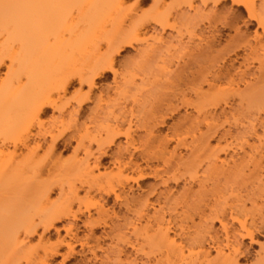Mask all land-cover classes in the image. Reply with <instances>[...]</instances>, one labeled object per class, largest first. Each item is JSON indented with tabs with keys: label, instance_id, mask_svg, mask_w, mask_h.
<instances>
[{
	"label": "bare ground",
	"instance_id": "6f19581e",
	"mask_svg": "<svg viewBox=\"0 0 264 264\" xmlns=\"http://www.w3.org/2000/svg\"><path fill=\"white\" fill-rule=\"evenodd\" d=\"M124 1L125 0H0V70L1 67L5 66V71L4 73L2 72L3 77H0V264H50L54 257L60 255L61 247H65L66 250L61 254V264H64L74 255L75 245L84 248L88 246V239L92 238L91 235L84 236V239L83 237L79 238L73 233V222L78 220L79 216L86 214V220L83 225L89 229L88 232H92L94 230L93 228L96 226H106V222H101L102 216L107 214L101 202H104L105 198L110 195L113 196L115 202L121 203L120 206L125 209L127 214L132 215L131 219L125 221L126 223L123 228H118V232H114L116 234L117 250L114 252L116 258L113 260V264L123 263L120 262V257L122 256L121 254L125 252L123 251L125 247L131 248L135 254H141L142 246H139L141 243H147L154 249L153 252H156L155 256L158 257H156L157 259L154 264H198L200 263V259L207 262L212 255L211 252L203 251V246L201 244L197 246L199 248L198 252L194 253L192 251V249H194L192 248L193 244L190 242V244H187V246L189 245L188 247L186 245L184 246L183 242L185 239L182 238L183 241L180 238L181 236L178 237L180 241L177 242L175 237H171V216H169V219H166L164 212L161 210L155 211L153 215L151 214L150 216L148 214V202L146 199L140 200L139 198L122 196L123 191H119L120 189H124V182L122 183L118 180L115 184H112L109 178L102 177L98 174L100 172V160L107 155V149L115 145L117 137L123 136L126 146H118L116 152L117 158L115 159L117 169L121 174L129 173L132 175V177L125 180L126 182L130 180L134 184H138L139 180L143 178L139 166L132 161L136 152L134 139L132 137L134 127H132L133 129L131 128V121L124 122L125 118L123 120L122 116H124L125 113L118 117L117 112L122 111H118L117 109L115 114L114 111L111 110L117 105L109 106L110 110L107 111V109H103L100 106L102 102L101 96L95 99V101L97 100L95 107L92 110L90 109L91 115L89 116L91 117L89 118V116H87V118L96 122L93 123L94 125H96L97 122L99 123L96 127L97 129L99 128L97 134H95V128L92 135L88 133V130L84 127L87 125L86 123V125L82 124L83 129H85L82 133L83 130L81 129V125L78 124V119L84 113L85 104L89 102L91 98L90 94L96 87V81L105 73H111L114 79L117 78L115 61L116 57L120 55L124 48L133 47L140 42H145L146 45L147 39L149 38L151 42L148 41L149 43L145 49H143V44V48H140L144 51L141 52V54L138 53L142 58L145 57L143 60L145 63H150L151 61L152 64L153 61L156 63V60L159 58L162 62H165L163 57L166 55H163L161 52L162 47H167V45L169 47L166 49L167 51H164L165 53L167 52L166 54H169V49H173L174 52L177 51L176 53L181 57L182 55L180 54H185L184 51H186L187 46H181L180 40H178V43L175 45H173L170 40L169 42H165L160 34L161 31L163 32L164 30L175 28V24L170 22L171 18H173L171 10L186 6L193 12L192 17L202 16V9L194 5L195 0H171L168 1L169 3L166 2L170 4V7L166 8L158 4L159 0H155V7L152 6L150 8V10L152 9L151 11L144 12L146 14L145 16L143 11L140 12V10L139 12L141 14H137L133 11L136 15L124 12ZM221 1L224 0H200V3L201 6L211 4L214 7L221 3ZM257 1H259V3H257ZM257 1L230 0L232 4L242 6L246 10L249 19L252 20L261 31L260 33L256 31L254 33V40L248 41L247 51L249 56L248 60L250 59V61L256 62L258 64V69L264 70V0ZM127 8L128 10L132 9V6L127 5ZM185 15L186 14H183V17H185ZM183 20L184 18L182 19V23ZM148 24H154L159 27L161 30L160 33H156L152 36L147 34L150 37L140 36L139 31L144 29ZM178 25H180V22ZM178 25L177 27H179ZM186 33L190 41L194 38L197 39L196 34H194L195 32L190 31ZM178 36L181 37L182 35L179 33ZM199 41H202V39ZM102 45L104 47H102ZM173 50H171V52H173ZM176 59L178 60V58ZM171 61H173V59ZM162 64H160V68H163ZM148 67L151 68L150 65ZM158 67L159 66H157V68ZM165 67H167V73L168 66ZM165 67L163 70H165ZM160 71L157 73L161 74ZM242 74L245 75L246 73L244 72ZM163 75L162 79L165 77ZM168 75H166V81L169 82L170 79L167 78ZM244 77H240L238 82L231 79L227 81V85L231 88V92L238 95L240 100H243L245 97V99L254 97L252 98L253 101L260 100L255 101V104L253 101L249 102H252V104L256 106L258 102L264 103V89L261 91V88V92L257 93L259 90L256 91V88L253 89L255 86H253V84L250 85V82L247 83L248 81L247 79L245 80ZM74 79L78 82L79 88L87 87V92L82 95L79 93L80 91L78 92L77 90L76 93L78 92L80 96L69 99L72 93L68 98L65 94ZM142 82L144 85L145 82ZM152 82L150 83L155 86ZM155 82L157 83V81ZM211 82L206 83L209 90L214 87V84ZM150 83L147 82L145 84L150 85ZM160 83L161 82H159V84ZM134 84H129V86L135 87ZM137 84L136 82V85ZM145 86L148 85H144V87ZM241 86H244L245 89L248 88L241 92ZM144 87H142V91ZM251 88L256 92L252 91ZM120 89L121 92L123 90L127 91V89H123V87H120ZM119 90L115 91L119 93ZM132 91H134L135 94L139 92V90H131L130 93L128 92V95L133 94L131 93ZM193 91L196 98L199 97L200 99V96L202 98L201 87ZM76 93L74 92L73 94ZM126 93L127 92H124V94ZM152 94H155V91L151 92V96ZM254 95L259 96L258 98L260 99H257ZM72 96L75 97L74 95ZM134 97H132V99L136 100ZM140 98L141 97H139V99ZM224 98L226 97L222 96L220 100L223 99L224 101ZM216 99L219 100L218 98ZM107 101L105 100V102ZM109 101L106 104H108ZM112 102H115V100H112ZM110 104L112 105V103ZM224 104L227 105V102L225 101ZM142 105H144V103H142ZM197 106L198 105H194L193 110L196 107L197 112H195L200 114L202 109L198 110L200 107ZM48 109H51V112L57 113V115L50 117L49 127L44 128L43 122L45 121H43L42 116L48 112ZM130 113H133L131 109ZM118 114L120 115V113ZM206 115H208L207 117L209 120ZM206 115L203 114V116H205V126L208 131V129H212L210 127L214 128L215 119L218 117L211 114L210 116L208 112ZM129 116H131V114ZM138 116H141V114ZM131 117L133 118V116ZM131 117H128L127 120H130L129 118ZM125 123L127 125L124 128L123 126ZM197 123L200 124L199 122ZM212 123H214L213 126ZM250 123L249 121L248 125ZM89 124L91 125L92 123ZM189 125L190 127H187V132L189 130L191 134V132L194 131L192 132L193 136H191L195 137V130H197L199 126L197 127L194 124ZM192 125L196 127L195 130ZM260 125L263 126V123ZM135 126L137 127L138 125L135 123ZM216 127L219 126L216 124ZM255 127L256 126L251 123L248 127L249 129L246 127L250 133L246 132L245 134H250V138L253 137L260 140L259 136H257ZM188 128H193V130ZM146 130L148 133V129ZM228 132V130L225 133L223 132L222 137ZM151 133L152 132L149 130V134L147 135L151 136ZM198 133H200V131ZM213 133H216L215 129ZM219 133L221 134V132H218V134ZM201 135L199 134L201 140L198 137L191 138L189 144L186 143V141L183 143L185 144L183 147L189 149L190 152L195 149V153L205 150L206 153L203 152L207 154L208 158L206 159L205 157V159L210 166V170L208 171L209 176L218 177L225 174L231 175L233 171H237L239 166L235 158L238 156L237 152H235L236 154L233 153L230 158L228 157L229 159L223 160L218 156L219 152L211 150V144L208 142V139L212 138V135ZM222 137L219 138L222 140ZM220 139L217 140V143L221 141ZM243 139H245V137ZM72 143H75V147H73L72 150V157L67 161L62 160V152L71 147ZM247 143L248 140L245 139L244 145L250 146ZM44 145H46L45 154L43 157H39L38 152ZM93 146H95V149ZM60 148L62 149L60 150ZM164 150L165 148L162 149V151ZM162 151L160 153L161 155L164 153ZM240 151L244 153L243 146H241ZM79 153L82 154L80 157H78ZM257 153L260 154V152ZM125 154H127L129 158L126 162L122 161ZM198 157L199 156H197V158ZM249 158L253 168H260L264 171V165H262L264 164L263 156H261L259 160H255L251 156H249ZM195 159L196 157L194 160ZM194 163H198V161H194ZM230 163L232 164L230 165ZM55 171H57V173L63 172L65 175H73L75 176V181H73V178V182L66 180L67 182L65 183L62 181H52V179L51 181L40 180L43 175L48 174L49 176ZM191 174L189 182H192V184L199 182L198 186L202 187L201 181L197 177L198 174L196 172L193 173L192 176ZM134 175L135 178L133 179ZM104 183L105 185H103ZM55 190H58L57 199H50L51 194ZM80 191H83L82 196L79 195ZM92 191L102 194V196L98 197L99 200L96 202L90 199V192ZM188 191H190V188L187 189L186 192ZM239 198L240 197H237V201L242 202ZM254 203L255 202L252 201L253 209L251 211L245 210V206L242 204H238L239 206L236 204L235 206H231L227 213L225 209H218L215 202L211 207L210 204H205L208 208L204 205V207L207 208L208 214H205L204 211L199 212L200 214L202 213L200 215L201 217L199 216V226L204 225L203 227L206 230L203 227L200 228L206 231V233L202 231L204 235L209 236L213 247L212 249L215 253L214 258L218 264H237L238 257L242 255L240 249L242 241L249 240L251 243H254L256 238L255 233H264V216H262L264 213L262 211L264 209V204L262 206L263 208H258L254 207ZM92 208H94V211H96L98 215L96 220H93L91 217ZM185 212L183 213L185 214ZM185 215L188 216V210ZM126 218L124 219L126 220ZM61 220H69L66 226H62L69 240L61 238L54 244L50 242V240L49 245L43 242V244H41L43 236L49 233L51 229H54V224ZM214 222L219 225L223 240H219L218 237H216L218 234L214 233L217 231H213L212 234H214V236L211 234L212 228L210 227ZM257 222H261L259 226ZM209 229H211V232ZM38 230H41V233L38 234ZM36 235L39 239L38 243L36 242V245L31 243L33 244L31 245L29 239ZM201 238L200 240L198 239L199 243L201 242ZM192 242L194 243V241ZM195 242H197V240ZM92 246L93 247L88 250V253H91L92 259L97 260L98 257L95 252V249L99 247L97 239L94 240V245ZM259 249L260 253L264 255V246L260 245ZM260 253L258 255H260ZM136 259L131 260L129 263L139 264L136 263ZM107 260L108 257L105 258V261L100 260L99 264L109 263ZM258 261V263L263 264L264 256Z\"/></svg>",
	"mask_w": 264,
	"mask_h": 264
},
{
	"label": "rangeland",
	"instance_id": "374dc122",
	"mask_svg": "<svg viewBox=\"0 0 264 264\" xmlns=\"http://www.w3.org/2000/svg\"><path fill=\"white\" fill-rule=\"evenodd\" d=\"M135 1L136 0H125L124 12L136 15L133 11H135L137 14L142 11L143 13H146L147 11L149 12L152 10H150L152 6L155 7V0H138L139 2ZM168 1L171 0H159L158 4H160V6H163L164 8L170 7V4L166 3ZM257 3H259V1H257ZM127 5L132 6V9H129L131 11L128 10ZM194 5L202 9L201 17H192L193 12L190 11L186 6L175 8L174 10H171L173 18H171L170 20L171 23L175 24L174 29H167L162 32L159 27L155 26L154 24H148L145 26L144 29L139 31L140 36L143 35L146 37L148 35H155L156 33H160L161 31L160 34L164 41L169 42L170 40L173 45L177 44V41L180 40L181 46H187L186 51H184L185 54L182 53L180 54L182 56L179 57V55L176 53L177 51L174 52L173 49H169V54H166L167 52L165 53L164 51L169 46H163L161 53L163 55H166V58L163 57L165 62H162L159 58L160 60L157 59L156 63L153 61V64L155 63L154 66L152 64V61L150 62L151 64L149 62L145 63L143 61L145 57L142 58V56L139 55L141 54V52L144 51H142L143 44V49H145L147 44L151 42L149 38L147 39L146 45L145 42H140L135 44L133 47L124 48L120 55L116 57L115 61L117 78L114 79L111 73H105L101 78L96 81V87L90 94L91 98L89 102L85 104L84 113L78 119V124L81 125L83 133L85 130L83 129V125L85 123L87 125L89 123H96L89 120L87 116L91 115L90 109L92 110L95 107V103L97 102V100L95 101V99H97L98 96H101V108L107 109L108 111L110 110L109 106L117 105L118 107L114 106V109L112 108L111 110H113L114 113L117 109L118 111H122L117 112L118 117L124 115L123 113H125V115L127 114L126 116H122L123 120L125 118L124 122L131 121V128L134 127V129L132 128V137L134 139V147L136 148V152L135 157L132 158V161L137 166H139L140 170L142 171L141 174L143 178L139 180L138 184H134L130 180L126 182L125 180L129 177H132V175H130L129 173L121 174L117 169L115 159L117 158L116 152L118 150V146H126L125 139L123 136L117 137L115 140V145L107 149V155L100 160V172L98 174L102 177L109 178L112 184H115L118 180L122 183L124 182V189H120L119 191H123L122 196H127L128 198H139L140 200L146 199L148 202V214L150 216L151 214L153 215V213L157 210L163 211L166 219H169V216H171V237H175L177 242L180 241L178 237L181 236L180 238H183L186 241L185 242L182 239L184 241V246H187V244H190V242L193 244L192 248L194 249H192V251L194 253L198 252L199 248L197 246L200 244L203 246V251L205 250L211 252L212 255L209 257L207 262H204L203 259H200V263L198 264H218L216 262V259L214 258L215 253L212 249L213 247L212 243L210 242L209 236L204 235V233H206V229L203 227L204 225L199 226V220L201 217L200 215L202 214H200L199 212L204 211L205 214H208V207L205 204H210L211 207L216 202V205L218 206L217 208L223 210L225 209L227 213L229 211L228 209L231 206H235L236 204L244 205L245 210L247 211H251L253 209L252 201L255 202L254 207L258 208H261L264 204V171L260 168H253L251 165V161H249V156L253 157V159L255 160H259L261 156L264 157V103L258 102L257 106L254 105L255 101H260H253L252 98L254 97H250V99H245L246 97L244 96L245 98H243V100H240L239 96L233 94L230 90L231 88H229V86L227 85L228 80L230 81L231 79L238 82L240 80V77L245 76L244 78L245 80L247 79V83L250 82V85L253 84V86H255L253 87V89L256 88V91L259 90L257 93L263 91L264 70L258 69V64L256 62H252L250 61V59L248 60L249 56L247 51L248 41H253L254 33L256 31L260 33L261 31L256 26V24L249 19L246 10L242 6L232 4L230 0L221 1V3L214 7L211 4L201 6L200 0H195ZM145 13L144 16L146 15ZM183 14H186L185 17H183ZM176 18H178L179 20ZM183 18L184 20L182 23ZM179 22L180 25H178ZM177 25L179 27H177ZM190 31L195 32L194 34H196L197 39L194 38L191 41L188 39V35L186 32ZM179 33L182 35L181 37L178 36ZM201 39L202 41H199ZM102 47L104 46L102 45ZM171 50H173V52H171ZM176 58H178V60ZM172 59L173 61H171ZM175 62H177L178 64ZM140 63H142L143 66ZM173 63H175L176 65ZM160 64H162L163 68H160ZM147 65H150L152 69L149 68ZM156 65L159 67L157 68ZM165 66H168L167 73L169 75L166 73L167 67ZM164 67L165 70H163ZM170 68L173 69L171 70ZM4 71L5 66L1 67L0 77H3ZM159 71L161 72V74L157 73ZM244 72L246 73L245 75L242 74ZM165 74L168 75L167 78L170 79L169 82L166 81ZM162 75L165 76L164 79H162ZM154 78L158 84L159 82L161 83L158 85L154 81ZM142 81H144L145 83H150L153 81L152 83H154L155 86H158L155 87L151 83L150 85L144 83V85L149 86L144 87ZM136 82L138 84H142L143 86L138 84L136 85ZM207 82H211L214 84V87H212L211 90L208 89L206 85ZM128 83L131 85L135 83L134 85L136 88L129 86ZM127 85L129 86V89ZM141 86L144 87L143 91ZM257 86H259L260 88ZM120 87H123V89L126 88L127 91L123 90L121 92L120 90L122 89H120ZM198 87L202 88L201 94L203 96L202 98L200 96V99L199 97L196 98L194 96L193 91ZM243 87L244 86H241L240 88L241 92L245 89V87ZM116 88H119L120 90ZM130 88L131 90L135 91L139 90V92H136L135 94L134 91H132L131 93L133 94L128 95V92L130 93L131 91ZM247 88L245 90H247ZM261 88L262 90L260 91ZM77 90L78 92L80 91V94L84 95L87 92V87L79 88L78 82L74 79L72 80V84L69 86L65 96L68 98L71 93L75 96L78 94V92L76 93ZM115 90H119V93ZM150 90L151 92L155 91V94H152L151 96ZM251 90L248 91L250 92ZM74 92L76 94H73ZM124 92H127V96L126 94H124ZM80 94L75 97L71 95L69 99L76 98L80 96ZM133 95L136 97H134ZM222 96L226 97L224 98V101L223 99L220 100V97ZM254 96L257 99H260L258 98L259 96ZM132 97H134V99L136 98V100H133ZM139 97H141V100L139 99ZM216 98H218L219 100H217ZM105 100H108L109 103L106 104L108 101L105 102ZM112 100H115V102H112ZM225 101L227 102L228 106L224 104ZM250 101H253L254 104H252V102L249 103ZM187 102H189L191 106ZM110 103H112V105ZM137 103L140 104L138 105ZM142 103H144V105H142ZM194 105H198L200 107L198 108V110L202 109L200 111V114L196 113V107L193 110ZM130 109L133 113H130ZM207 112L209 113V115L211 114L213 116L215 115L216 117H218H215L216 121L214 128L210 127L213 130L208 129V131L210 132H208L206 129V122H204L205 116H203V114L206 115ZM118 113H120V115ZM128 113H130L133 118L129 116L130 114ZM140 114L141 116H138ZM56 115L57 113H53L51 112V109H48V112L42 116L43 121H45L43 122L44 128L49 127L51 119L50 117ZM127 116L131 117L129 118L130 120H127ZM207 116L208 115H206V117ZM90 117L91 116H89V118ZM249 121L256 126L255 129L257 131V136H259L260 140L255 139L253 137H251V139L250 134H245L246 132H249L247 130L249 129L248 127L251 124L250 123L248 125ZM195 122H199L200 124H196ZM260 122L263 123V126L260 125ZM135 123L136 125H138L137 127L135 126ZM98 124L99 123L97 122L96 125L93 124L91 126L89 124L90 126L86 125L84 127H86L88 133H90L91 135L92 133H94L95 128V134H97L99 128L97 129L96 127L98 126ZM189 124H194L197 127L199 126L197 130H195L196 127L192 125L195 130V137H192V132L194 131H192L191 134L189 130L187 132V127H190ZM213 124L214 123H212V126ZM216 124L219 127H216ZM126 125L127 124L125 123L123 127L125 128ZM146 129H148V133ZM188 129L193 130V128ZM214 129L217 133V136L216 133H213ZM149 130L152 132L151 136L147 135L149 134ZM227 130L230 133L228 132L222 137V133L227 132ZM199 131L200 133H198ZM218 132H221V134H218ZM199 134H202L201 136H206V134L212 135V138H209L210 141L208 139V142L211 144V150H216L217 152H219L218 156L223 160L229 159L233 153L236 154L235 152H237L238 156L235 157L237 164L239 165L237 171H233L231 175L225 174L223 176L220 175L218 177L209 176L208 171L210 170V166L208 165V161L206 160L208 158L207 154H205V150H203L205 153L202 150L195 153V149L192 148L194 151L191 150L190 152L189 149H185L186 147H183L185 145L183 143L186 141V143L189 144L191 138L198 137L201 140ZM217 137H222V140L219 138L221 140L218 141L219 143H217V140H219ZM244 137L248 140L247 144L250 146L244 145ZM241 146H243L244 148V153L240 151ZM73 147H75V143H72L71 147L67 148L66 151L62 152V160L67 161L72 157ZM45 148L46 145H44L43 148L39 150V157L44 156ZM93 148L95 149V146H93ZM164 148L165 150L162 151V149ZM61 149L62 148H60V150ZM161 151L164 152V155L160 154ZM257 152H260V154H258ZM81 155L82 154L79 153L78 157H80ZM197 156L199 157L197 158ZM195 157L196 159L194 160ZM128 159V155L125 154L122 158V161L126 162ZM194 161H198V163H194ZM231 164L232 163H230V165ZM192 172H196L198 174L195 175H197V177L201 181L202 187L198 186L199 182L194 184H192V182H189L190 174ZM193 173L191 174V176L193 175ZM134 178L135 175L133 176V179ZM51 179L52 181H62L63 183H65L67 182L66 180H68L69 182L75 181V176L65 175V173L63 172L57 173V171H55L52 172L49 176L47 174L43 175L40 178L41 181H51ZM103 185H105V183ZM189 188L190 191L186 192ZM57 193L58 190H55L51 194L50 199H57ZM99 194L100 193H96L95 191L90 192V199L95 202L98 201V197L102 196V194ZM79 195L82 196L83 191H80ZM237 197H240L239 200H241L242 202H238ZM101 204L104 205V210L107 213L102 216L103 218L101 217V222H106V226H96L93 228L94 230L92 232H88L89 229L85 225H83L84 221L86 220V214L83 216H79L78 220L73 222V233H75L79 238L83 237L84 239V236L86 235H91L92 238L88 239V246H85L84 248H80L78 245H75L74 255L64 264H99V261H105L106 257H108L107 261L109 262L107 264H113L112 262L116 258L114 252L117 250V240L116 234L114 232H116L118 228H123L126 223L125 221L131 219L132 215L127 214L125 209L120 206L121 203L114 201L112 195L105 198L104 202L102 201ZM204 205L207 208H205ZM194 207L197 209H195ZM92 209L93 210H91V217L93 220H96L98 218V215L96 214V211H94V208ZM187 210L190 219L188 216L185 215L187 213ZM262 211L264 212V209ZM183 212H185V214ZM189 213L191 216L189 215ZM262 216H264V213ZM124 218H126V220ZM67 222H69V220H61L59 222H56L54 224V229H51L49 233H46L43 236L41 244L46 243V245H49L50 242H53L54 244L58 239L61 238L69 240V237L65 235V232L63 230V227L66 226ZM260 223L257 222L258 226ZM181 226L184 228H182ZM186 226L189 228H187ZM200 227H203L205 230ZM210 228H212V230L209 229V231H212H210L211 234L213 233V231H217L214 234L217 233L218 235H216V237H218L219 240H223L222 232H220L219 225L216 222H214ZM202 231H204V233H202ZM39 233H41V230H38V234ZM181 233L183 236L181 235ZM214 234L212 235L214 236ZM255 235L256 238L254 243H251L249 240L242 241V245L240 246L242 255L238 257L237 264H260L258 263V260L264 255L260 253L259 247L260 245L264 246V233H255ZM95 238L98 240L99 243V247L95 249V252L97 254L98 259L100 260L92 259L91 253H88V250L93 247L92 245H94V240H96ZM200 238L201 242L199 243ZM29 240L30 244L34 243L36 245V242L38 243L39 239L36 235L33 238H30ZM196 240L197 242H195ZM192 241H194V243ZM139 246H142V250L140 252L141 254H135V252L131 248L125 247L123 251H125L124 253L126 254H121L122 256L120 257V262H123L122 264H131L129 262L137 258L136 263L154 264L157 259L156 257H158L155 256L156 252H153L154 249L151 248L147 243H141ZM65 250V247H61L59 253L60 255L54 257L50 264H61V254H63ZM259 253L260 255H258Z\"/></svg>",
	"mask_w": 264,
	"mask_h": 264
}]
</instances>
